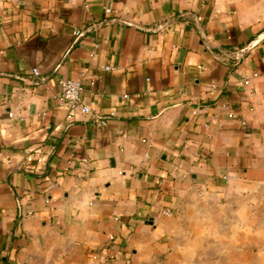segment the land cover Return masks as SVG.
Returning a JSON list of instances; mask_svg holds the SVG:
<instances>
[{"label":"crops","instance_id":"crops-1","mask_svg":"<svg viewBox=\"0 0 264 264\" xmlns=\"http://www.w3.org/2000/svg\"><path fill=\"white\" fill-rule=\"evenodd\" d=\"M0 264H264V0H0Z\"/></svg>","mask_w":264,"mask_h":264},{"label":"built area","instance_id":"built-area-1","mask_svg":"<svg viewBox=\"0 0 264 264\" xmlns=\"http://www.w3.org/2000/svg\"><path fill=\"white\" fill-rule=\"evenodd\" d=\"M107 13H111L110 9L106 10ZM82 33L77 31L75 32L76 37H81ZM200 70H202V67H198ZM110 68H107L106 70H109ZM33 73L36 77H39L40 73L37 68L33 70ZM61 86V97H60V105L67 111V118L70 121H74L78 114L82 115H92V109L85 105L82 100V92L83 87L82 84L79 81L75 80H63L60 82ZM213 88L215 86H212ZM13 117V115H10ZM98 123H102L97 120ZM143 142H147V140H143ZM164 215H172V212L170 210H166L163 212Z\"/></svg>","mask_w":264,"mask_h":264},{"label":"water","instance_id":"water-1","mask_svg":"<svg viewBox=\"0 0 264 264\" xmlns=\"http://www.w3.org/2000/svg\"><path fill=\"white\" fill-rule=\"evenodd\" d=\"M258 42H260V41H256V44H258ZM256 44H252V46L254 47V46H256Z\"/></svg>","mask_w":264,"mask_h":264}]
</instances>
